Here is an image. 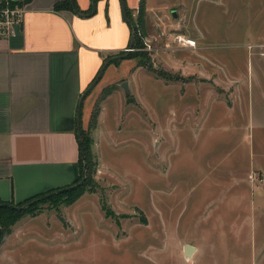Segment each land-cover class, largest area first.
<instances>
[{
    "label": "rangeland",
    "instance_id": "1",
    "mask_svg": "<svg viewBox=\"0 0 264 264\" xmlns=\"http://www.w3.org/2000/svg\"><path fill=\"white\" fill-rule=\"evenodd\" d=\"M123 3L138 46L83 101L84 192L13 223L0 264H264V0Z\"/></svg>",
    "mask_w": 264,
    "mask_h": 264
},
{
    "label": "crops",
    "instance_id": "2",
    "mask_svg": "<svg viewBox=\"0 0 264 264\" xmlns=\"http://www.w3.org/2000/svg\"><path fill=\"white\" fill-rule=\"evenodd\" d=\"M61 1L29 0L19 6V21L11 34L0 38V200L4 202L19 203L78 178L76 131L87 124L91 111V103L83 111L84 93L105 59L124 50L131 37L122 0H97L89 15L55 10L54 4ZM75 3L82 11L92 5L89 0ZM130 60L122 59L117 66L106 62L97 81L109 82L128 72Z\"/></svg>",
    "mask_w": 264,
    "mask_h": 264
},
{
    "label": "trees",
    "instance_id": "3",
    "mask_svg": "<svg viewBox=\"0 0 264 264\" xmlns=\"http://www.w3.org/2000/svg\"><path fill=\"white\" fill-rule=\"evenodd\" d=\"M28 1L29 0H11V3H12V5L16 4L18 6H22L23 4L27 3ZM72 1H73V3H71L70 0H64L61 2H57L54 4V9L55 10H61V9H65V8L66 9H73V6H74V8L77 10V12L79 14L89 15V14H91L92 8H93V6H95V3L97 0H92L93 4L91 5V8L87 11L80 10L78 8L77 4L75 3V0H72ZM122 10H123L124 19L129 24V26L132 30L131 42L128 44V46L129 47L131 46L132 48H134L135 46H138L137 32H136L135 25L132 23V21L129 18V15H128L127 9L123 3V0H122ZM138 14H141V15H138V17L139 16L142 17V7L141 6L138 9ZM120 56H122L123 59L127 58L126 55L125 56L118 55V56H116V58H119ZM113 60H114V58L111 60H107V58H106L101 67L103 68V66L107 64L106 62L113 63ZM100 69H99L97 75L95 76V78L93 79V81H92L93 83L95 82L96 77H97V80L101 77V74L99 76V73H101V71L103 69H101V70ZM93 83H91V84H93ZM91 84H90V86H91ZM90 86L86 89L84 95L90 91ZM96 115H97V113H92V120H94V123L91 126L92 128H94L95 124H96L95 123ZM76 134H77L79 152H80V162H79L80 170H79L78 178L70 184H67V185L61 186V187H56L53 189H49L45 192H42V193L36 194L32 197H29L26 200L19 202V203L4 202V201L0 200V243L3 239V237L10 233V226L13 223H15L18 219H20L25 213L26 214L32 213L31 214L32 216L36 214L34 212L35 206L37 205L38 202L44 201L45 196H47L46 199H52V198L56 197L57 200H61L63 202L69 203V202L76 200L81 194H83L84 190H83L82 185L84 183L87 184L88 179L90 177L89 175L92 172L91 166L95 163L92 162L91 138L89 137L88 132L85 131L84 128L78 127ZM80 181H82V183H83V184L81 183L82 185L78 184ZM55 191H56V193H55ZM58 192H61V193H58ZM62 194H64V197L59 198V195H62ZM29 202H32V203H30L28 205Z\"/></svg>",
    "mask_w": 264,
    "mask_h": 264
},
{
    "label": "built area",
    "instance_id": "4",
    "mask_svg": "<svg viewBox=\"0 0 264 264\" xmlns=\"http://www.w3.org/2000/svg\"><path fill=\"white\" fill-rule=\"evenodd\" d=\"M21 9L19 6H14L11 0H0V38L11 34L12 25L19 21L21 16ZM178 40L184 41V45L193 46L194 41L189 39H184L183 37H178ZM131 50V47H128Z\"/></svg>",
    "mask_w": 264,
    "mask_h": 264
},
{
    "label": "water",
    "instance_id": "5",
    "mask_svg": "<svg viewBox=\"0 0 264 264\" xmlns=\"http://www.w3.org/2000/svg\"><path fill=\"white\" fill-rule=\"evenodd\" d=\"M70 2L71 3H73V1L72 0H70ZM92 4H93V1H92ZM73 5V4H72ZM73 10H74V12L75 13H78L77 12V10L74 8V6H73ZM95 11V6H93V8H92V12L91 13H93ZM79 14V13H78ZM131 47V46H130ZM105 66L106 65H104V67H103V69L105 68ZM103 72V70L101 71V73ZM100 73V74H101ZM100 74H99V76H100ZM98 76V77H99ZM97 81V79L95 80V82ZM94 82V83H95ZM93 83V84H94ZM121 87L124 89V91H126V92H129L130 91V89H129V85H128V82L127 81H123L122 83H121ZM81 100H82V98H81ZM127 101L128 102H132V103H136V100H135V98L134 97H128L127 98ZM193 251H194V247L193 246H191V245H189V244H185L184 245V255L185 256H187V257H189V256H191V254L193 253Z\"/></svg>",
    "mask_w": 264,
    "mask_h": 264
}]
</instances>
